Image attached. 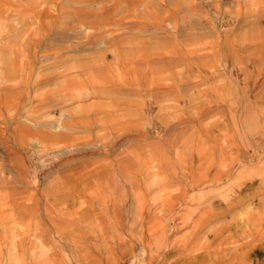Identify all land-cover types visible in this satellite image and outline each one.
I'll list each match as a JSON object with an SVG mask.
<instances>
[{
	"label": "rangeland",
	"instance_id": "rangeland-1",
	"mask_svg": "<svg viewBox=\"0 0 264 264\" xmlns=\"http://www.w3.org/2000/svg\"><path fill=\"white\" fill-rule=\"evenodd\" d=\"M34 1H35V3H34L35 5L32 4ZM92 1H94V2L92 3ZM102 1L103 2H101L100 0H96V1L95 0H0V67H1L0 71L2 72V73H0V130H2V129L4 130V133L0 132V143H1L0 144V160H1L0 161V168H1L0 169V176L2 175L1 172L2 173L4 172L2 177H0V179H1V181H0V184H1L0 185V202H2L1 201V198H2L1 195L4 194V193H2L4 191H1V190L5 188L4 189V190H6L5 194H7V192H8L7 191L8 187L4 185L5 182H11L12 181L11 183H13V186L14 185L19 186V187L26 186V188H27L26 189L24 187L25 191L22 192L21 194H19L20 196L22 195L21 197L19 195H17L16 196L17 198L16 197L15 198L16 199L19 198V200L21 199L22 204H25V205L31 204L32 205V201H30V198H33L31 196V193L33 192L31 190L33 188L32 189L29 188L30 184H28L27 181L25 182L24 185L18 184L16 182V178H15L16 173H14V170H13L14 167H18L21 164H24L28 169V173H29L28 182H30V183H32V178L36 174V171H38V170L40 171L38 189L41 192L39 193L40 198L39 197L38 198L40 200L44 198L43 200H41V201H43V203L46 202V199L48 197L51 198L52 202H55V199H56L55 209L57 208L56 210H58L59 212L62 210V208H63V210H65L64 206L62 204H60L59 198H56V196L55 197L53 196V192L61 190L63 188V185H64L61 183L62 180L60 179L61 178L60 173L59 174L56 173V171L60 172V170H61V169L59 170L60 164L50 165L52 163V161L50 162V160H48V161L42 163V165L44 164L47 166L46 168H50V169H44V171H43V169L39 168V165L41 163L39 164V161L37 159L38 153L39 152H41V153L45 152L44 151L45 149H43V146L41 145V143H39L40 134L60 132L61 129L59 127V124L61 123L60 125H62L63 123H66V122L72 120V118L75 116L78 117L79 120H80V118L81 119L84 118L86 120L90 119L92 125L89 124L87 126H83V124L79 123L78 124L79 128L76 127L77 130L78 129L82 130L84 128L83 129L84 131L82 130L83 132L81 130L77 131L76 129L71 132V133L74 132L72 134L73 137L67 142V146L68 147L72 146V148L76 149V153L74 155L78 156V157H80V156L82 157V156H89V155L91 156L94 153L95 156L94 155L91 156V157H93V159H91L90 157H87V159L88 158L91 159V160L88 159V162H90L91 164H94L95 167L98 166V163L99 164L105 163L107 169H109V172H111V173H113V171L115 172L116 170H118V166H119L118 163L119 162L120 163L123 162L122 166H123V169H125V171L129 169L128 171H126V174L121 177V179H120L121 181L118 180V178H120V177H117L116 175H112V177L114 178V180L116 179V182H118V184L120 185L121 195L122 196L124 195L123 200L125 199L123 201V203L125 202L124 204L126 207L125 208V215H127L128 217L131 216V219L133 218L134 221H136L135 222V225H136L135 231L137 229V231H136L137 233L135 232V237H133V236H131V234H133V233L128 232L129 230L125 231V233H124L125 234L124 235L125 242L123 244L124 245L127 244V245H125V248L128 246L129 249L131 248L130 249L131 252L127 251V252H124V254H123L119 251L118 255H116V257H114V259H112V260H115L114 261L115 263L113 262L114 264H116V262H117V264H128V263L129 264H198V263L199 264H264V170H263V168H264V157L262 156V155H264V126H263V124H264V122H263V120H264V118H263V116H264V113H263L264 112V101H263L264 100V94H263L264 93V79H263L264 78V74H263L264 73V65H262L264 63V58H263V60H262V58L260 60H258V58H260L262 55L264 56V54H263L264 53V47H263L264 46V38H263L264 37V34H263L264 33V31H263L264 30V2H263V0H261V1L255 0L257 2V6H256V3H254V4L252 3L254 0L253 1L250 0L251 4H250V9H248L249 12H248V14H246L247 12H246V10H244L245 15L242 17L243 19L241 18L242 20L241 19L239 20L241 25H239L240 23H238L239 28H241V29L238 28V30L235 33L236 35H235L234 39L238 45H241L243 43H247L243 39L248 40V41L253 40V42L250 41V43H249L250 44V53L245 54V59H247V60L249 59L248 61H250V62L255 61L254 62L255 63L254 68L250 69V67H249L250 71H248V68H247V71L244 69V71L242 70V72H240V74H239L240 80L239 79L236 80V83H241V84H237L236 85L237 87H234V86L230 87V84L225 85L226 84L225 81H224V83L222 82L224 80L223 74H225V72H226L225 67H222V66H224V63L223 62H222L223 64L221 63V61L224 60L222 58L223 56L221 55L222 57L219 59L218 56L220 55V53H217L218 56H216V52H217L216 47L212 46V48L210 47V50H209V46H210L209 44L203 45L204 49H203L202 53H204L206 55L207 54L214 55V57L216 56L215 57L216 61L213 63L212 69L203 70L200 78H198L199 74L197 73L196 69L190 70V69L186 68V70L185 69L184 70L187 74L186 73L183 74L180 69H183L184 67H182V68L177 67L178 69L180 68L179 70L175 68V69L170 70V72L167 71L169 73V75L166 74L167 73L166 71H165L166 72L165 73L164 71H161L160 69H158L157 71H154L153 69L155 68V66L152 70H150V68L145 64V61H146L145 56H146V54H148V55L153 54V51L155 50L154 47L150 46V45L154 46L153 45L154 44L153 38L155 37V34H154L155 31H154L153 25L150 23L151 22L150 21L151 16H150V13L147 12V8L150 7V4L152 6L154 1L153 0H145L140 4H139V0H115V1L114 0H102ZM107 1H108V3H107ZM146 1L149 3H147ZM175 1L177 2V0H175ZM186 1H187V3H185ZM215 1H217L216 3L220 4V6L222 3V6H221L222 11L220 10L222 15L224 13H226L223 16H221L222 24L228 25V24L232 23L234 18L230 16V12L235 13V12H237V9H238L237 4L234 2V0H223V2H222V0H214V2L213 1H210V2L206 1V2H203V4H202V2L199 3V1H198V3L200 4V6H199L200 9H198V10L203 12V14H206L207 8L209 10V7H210L209 3L210 4L215 3ZM123 2H126V3H123ZM136 2H138L139 5L136 4ZM193 2H197V1L181 0L182 4L184 3V5H186L189 3L188 4L189 6L188 7H187V5L184 6L186 8L183 11L184 12L183 18L185 19V21L182 22V24L179 26V30H181V31H179L180 35H182L186 30H188L189 27H192V26H194V24L199 22V20H198L200 18L199 15L188 10V8L190 7L191 4H193ZM41 3H43V5ZM133 3H134V5H133ZM37 4H38V7H37ZM207 4L209 5V7H207L208 6ZM251 5H252V7H251ZM127 6H128V8H127ZM142 6H144V7L146 6V7L143 8ZM133 7H135V12L132 10ZM203 7H204V9H203ZM223 7H224V9L227 8V10L226 9L224 10ZM118 8H119V10H118ZM138 8H139V10H138ZM255 8H256V10H255ZM38 9L41 11H39ZM116 10H118V11L116 12ZM42 11H44V12L42 13ZM128 11H129V13H127ZM108 12L112 13V17L110 18V21H109L110 23L106 22V21H105L106 22L105 23L103 21L104 16H106ZM131 12H132V14H131ZM49 14H51L52 16L51 15L49 16ZM95 14H97V15H95ZM98 14L100 16L103 14L101 16L102 19L100 18V16ZM133 14H135V15H133ZM147 14L149 16H147ZM40 15H42V16H40ZM228 15H229V17H228ZM123 16H125V17H123ZM247 16L248 17L250 16L251 18L248 19ZM195 17H196V19H195ZM191 18H194V19L192 20ZM229 18H231V19H229ZM100 19H101V21H100ZM116 19H117V21H114ZM96 20H98V21H96ZM129 20H131V21H129ZM135 20H138V21H135ZM229 20H230V22H228ZM145 21H147V22H145ZM190 21H192L191 24H189ZM120 22H122L121 25H120ZM134 22L137 24H135ZM242 22H244L245 24L243 23V25H242ZM93 23H94V25H92ZM104 24L107 26H105ZM144 24H145V26H144ZM100 25L101 26L104 25L105 27H101ZM115 25L116 26L118 25V26L115 27ZM148 26H149V29H148ZM150 27L151 28L153 27V28L151 29ZM175 27H176V25H173V28H175ZM256 27H258L259 31H263V32L258 33L257 30H255V29H257ZM259 28H261V29H259ZM140 29H141V32H140ZM148 30H151V31H148ZM142 31L145 32V34ZM255 31H256V33H258V35L255 34ZM151 33H153L154 37L152 36ZM252 33H254L256 37ZM136 34H140L141 36H145V37H141L140 35H138L139 37L135 36ZM260 34H262V35H260ZM260 36L262 38L257 39ZM148 37H149V39H148ZM243 37H245V38H243ZM246 37H248V39ZM254 37L256 38V40ZM145 38H147V39L145 40ZM132 39H135L137 41L135 42V40L133 41ZM120 41H121V43H120ZM132 41L134 44L132 43ZM35 42H37V43H35ZM21 43H22V45H21ZM115 43H116V45H115ZM137 43H138V47H136ZM37 44L38 45L40 44L39 45L40 47ZM262 44H263V46H262ZM140 45H141V47H140ZM146 45H148V46L146 47ZM114 46H116V47H114ZM261 46L263 49H261ZM35 47L38 50H35ZM17 48H19V49H17ZM148 48H149V50H148ZM192 49L194 50L196 48L192 47ZM211 49H213L212 50L213 52H211ZM116 51H118V52H116ZM141 51H142V53H141ZM251 53L252 54L254 53V54H253V56L250 57ZM116 55H119L120 58H115ZM256 55H257V57H256ZM254 56L256 57V59L253 60L252 57H254ZM127 57H128V59L129 58L130 59L132 58V59L128 60ZM144 58H145V60H144ZM25 59H26V61H25ZM27 59H28V61L29 60L30 61L28 62ZM221 59H223V60H221ZM216 62H218V63H216ZM258 62L261 65V68H260V65L257 66ZM20 63L24 66H22ZM126 63H128V66ZM31 66H33V67H31ZM219 67H220V69H219ZM19 68H21V69H19ZM159 68H161V67H159ZM258 68H259V70H258ZM222 69H224V70H222ZM159 70L163 74L160 73ZM194 70L196 71L197 74L195 73ZM260 70L262 71V73L259 72ZM64 71H65V73H64ZM149 71H150V73H149ZM171 71L172 72L174 71V72L172 73ZM177 71L179 73H182L181 74V75H183V77L181 76L182 78L179 77L180 74H178ZM60 72H61V74H60ZM257 72H259V74ZM154 73L157 76V80H156V78H154V77H156L154 75ZM248 73H250V74L248 75ZM137 74H139V75H137ZM148 74H149V76H148ZM175 74H178L179 78H177V75H175ZM252 74H256V75H252ZM260 74H262V75L260 76ZM8 75H10V76H8ZM141 75H142V78H141ZM152 75H154V76H152ZM167 75H168V77H166V79H168V80L165 79V76H167ZM174 75L176 77H173ZM186 75L189 76L190 78L191 77L192 78L190 79ZM209 75H210V77H209ZM257 75L259 76V78ZM170 76L173 79H171ZM248 76H250L251 78H248ZM151 77L156 80L155 81L156 83H158L156 85L159 86V84H160V86H163L164 88H166L168 81L170 84H171L170 81H172V85L174 84L173 87H175V88H173V87L171 88L170 84H168V85H170L168 87H169V89L171 88L172 90H174L173 92H175V94H176L175 90H177L179 92L178 88L179 89L184 88V90L188 92L187 94L184 95L185 99H182V95H181V97H179L180 96L179 95L177 97V99H179V100H177V102H175V100H174L175 98L174 99L171 98V97H173L172 96L173 93L168 95V96H166L165 94H161V93H159V96H158V93H155L156 94V95H154L155 99L150 100V97H149L150 95L144 96L142 91H140V86H142V84L145 83L146 78H148V80H149V79H151ZM208 77L210 80L209 79L207 80ZM218 77L223 78V80H220V78H218ZM90 78L92 81L89 80ZM201 78H203V79H201ZM215 78H217L218 80L216 81ZM11 79H13V80H11ZM135 79L139 80V82ZM192 79H194L195 82ZM204 79H205V81H204ZM64 80L66 81V83L68 85L65 83ZM162 80H164V82ZM173 80L176 81L179 86ZM140 81H141V83H140ZM184 81L186 84H184ZM211 81L213 82L214 86L211 83ZM26 82H28V83H26ZM190 82L193 83L192 86H191L192 83H190ZM161 83H162V85H161ZM215 83L216 84L219 83V85H218L219 88L216 86ZM261 83L263 84V87H262ZM6 84H7V86H6ZM28 84H29V86L27 87ZM182 84L184 87L181 86ZM3 85H4L5 89L2 88ZM70 85L77 88V92H79L78 90H80V89L84 90V88L85 89L89 88L92 91L94 96L91 95V97L85 101H81V100L79 101L78 99H76V101L74 103L73 102L69 103V102H67L68 101L67 91H68V86H70ZM97 85H99V86H97ZM108 85H109V87H108ZM195 85H197V86H195ZM188 86H190V87H188ZM205 86L207 88L208 87L211 88V90H209V88H208V90H206ZM216 87L218 88L219 91L217 90L214 92V90L217 89ZM229 87L231 89L227 90V88H229ZM6 88H9V89H6ZM26 88H27V90H26ZM203 88H205V89H203ZM62 89H64V90L62 91ZM23 90L24 91L26 90V92H24ZM157 91H159V90H157ZM190 91H191V93H193V97H194V99H192L193 101H189V100H191L190 96H192L191 93H190V96H188ZM210 91H211V93L212 92H214V93L210 94ZM202 92H204V93H202ZM55 93H57V94H55ZM128 93L131 97L129 95L127 96ZM6 94H7V96H6ZM97 94L99 95V97L96 96ZM200 94H201V96H200ZM19 96H20V98H19ZM199 96H200V98H199ZM100 97H102L104 99H102ZM145 97H147L148 99ZM186 97L187 98L190 97V98L186 99ZM98 98H100V99H98ZM169 98H170V100H169ZM197 98H198V100H197ZM151 99H152V97H151ZM229 99H230V101H229ZM251 99H253V100H251ZM92 100H94V101H92ZM148 100L151 103H149ZM171 100H174V102ZM200 100H202L203 102L201 101L202 102L201 103ZM178 101H180V103H178ZM232 101H234V102H232ZM95 102H98V103H95ZM198 102H200V104H198ZM16 103H18V104H16ZM148 103L149 104L153 103L157 108L155 110V114L156 113L157 114L154 115L153 117H149V116H147L148 114H145L146 112L144 111V109L146 110V106H148L147 105ZM176 103L179 105H175ZM188 103H189V107H188ZM230 103H234L235 105L233 107H230L229 106ZM97 104H98V106H97ZM195 104H198L197 106L202 104L201 105L202 108L200 106L197 107ZM11 105H13V106H11ZM194 105L197 108L194 107ZM7 106H9V107H7ZM10 106L15 109L14 112H13V109L10 108ZM177 106H178V110H177ZM192 106L197 111L196 110L194 111V109H192L193 108ZM205 106L206 107L208 106V108L210 109L211 112L207 116H204V120L202 122L203 124H200L199 121H197V124H196L197 129H196V127H192V124H190L191 127H190V125H186V123L189 124L188 122L191 121L192 117H194L195 115H199L200 110L205 109ZM211 106H213L212 110H211V108H212ZM223 106H225L224 107L225 109H223ZM259 106L260 107L262 106L263 109L260 108ZM180 107L182 109H179ZM104 108H106V109H104ZM219 108H221V109H219ZM185 109L187 112L189 111L190 113L188 112L189 113L188 114L185 111ZM75 111H76V114H75ZM182 111L186 112V113L182 114ZM193 112H195V113H193ZM222 112L223 113L225 112L224 114H226V115H224V114L222 115ZM139 113L141 114L140 116H139ZM261 113H263V114H261ZM12 114H13V117H12ZM69 114H71L72 117H70ZM137 115H138V117H136ZM182 115L185 118V120H183ZM64 116H66V117H64ZM231 116L237 117L239 119L238 127H237V130L235 131V137L232 136L233 129L231 127L232 126V122L230 120ZM10 118H11V120H10ZM1 119H3V120H1ZM61 120H62V122H61ZM65 120H67V121H65ZM180 120H182V121H180ZM144 121H145V124L147 123L146 125L144 124ZM169 121H171V122H169ZM179 121H180V123H179ZM171 123L172 124L175 123V124L170 125ZM217 123H219V124H217ZM212 124L213 125L215 124V126H212ZM127 125H129V126H127ZM142 125L147 126L148 129L145 128V126L142 127ZM175 125H177V126H175ZM184 125H186L185 127L187 130L184 129V131H183L182 129L185 128ZM96 126L98 127V130H97ZM106 126H108V127H106ZM203 126L206 127V129L203 128ZM152 127H155L156 130H158L160 133H156V134L151 133L149 130ZM181 127H182V129H181L182 132L180 131ZM219 129H220V131H219ZM6 130H7V132H6ZM203 130H205L204 132H206L207 134L204 133ZM95 131H96V133H95ZM99 131L101 133L104 132L105 134L102 133L103 134L102 135ZM118 131L121 132L122 134L120 133V135H119ZM142 131H147V133H145V134L139 133ZM175 131L178 132V134ZM188 131H189V133H188ZM194 131H195V133H194ZM127 132L129 133V135ZM208 132H210V134H212V135L208 134ZM93 133H95L96 136H94ZM123 133H125V134L123 135ZM138 133L142 134V135H139ZM99 134H100V136H99ZM184 134H186V135H184ZM199 134H201V138H200ZM206 135H207V138H206ZM9 136H11V137L9 138ZM104 136H106V137H104ZM115 136L117 139L115 138ZM122 136L126 137L128 140ZM140 136L141 137L145 136V138H140ZM24 137H25V139H24ZM27 137L29 139L26 140ZM91 137H92V139H91ZM94 137H95V139H93ZM103 137H104V139H103ZM111 138H113V139H111ZM120 138H122V139H120ZM22 139H24V140H22ZM177 139L180 140L182 143H180ZM72 140H73V142H72ZM85 140H87V141H85ZM91 140H92V142H91ZM94 140H97V143H99L98 146H97L96 141H94ZM99 140H101V141H99ZM122 140H124V141L122 142ZM135 140H137V141H135ZM138 140H139V142H138ZM199 140H201V142L202 141L203 142L201 143ZM23 141H24V143H23ZM74 141H76V142H74ZM79 141H82L84 144L82 143V144L77 145V142L81 143ZM116 141H118V142H116ZM104 142H105V144H104ZM121 142H122V144H120ZM185 142H187V143H185ZM88 143H89V146L90 145L92 146V143H93L97 147H95L93 145L92 148L91 147L89 148ZM219 143L222 146V148H221V146H217V145H219ZM85 144H87L86 147H85ZM230 144H231V146H230ZM9 146L11 148H12V146H14L15 148L13 147L12 149H10ZM77 146H79V147H77ZM223 146H224V148H223ZM93 147L95 148V150ZM190 147H192V148L189 150ZM40 148L43 150H41ZM81 148H84L83 151ZM116 148H118V149H116ZM173 148L175 151L172 150ZM225 148L227 150H225ZM4 149H6V150H4ZM86 149L90 152L86 151ZM91 149H93V150H91ZM98 149H99V151H98ZM130 149H133V150L130 151ZM221 149H223V150H221ZM116 150H119V151H116ZM128 150L132 154H130ZM79 151H80V154H79ZM100 151H101V153H99ZM231 151H234V153ZM13 152L14 153L16 152L17 154L20 155V159H14L13 160L14 161L13 164L15 163L14 165L6 157L7 155L8 156L13 155L14 154ZM33 152L35 153V156L33 155ZM115 152H117V153L114 155ZM121 153L122 154L124 153V155H122ZM137 153L142 154L143 156L139 155ZM213 153H214V155H213ZM223 153L225 154V156L223 155L224 157H221L222 156L221 154H223ZM45 155H46V153H45ZM117 155H119L120 158ZM132 155H133V157H132ZM136 155L143 164L139 160H137L138 158H135ZM191 155H192V157H191ZM231 155L232 156L236 155L237 156V157L235 156L236 159L234 157H232ZM162 156H163V158H162ZM183 156H185L184 158H186V159L188 158V160L182 158ZM188 156H190V157H188ZM112 157L114 160H112ZM145 157H146V159H145ZM200 157L202 158V160ZM205 157H209V158H207V160H206ZM211 157H214V158H211ZM118 158H119V160L115 161V159L117 160ZM164 158H166L168 160H166ZM178 158H180V159H178ZM87 159L85 161H87ZM107 159L110 162H107L108 161ZM134 159L137 161H135ZM220 159H222L224 163H221L222 160H220ZM19 160L22 162H20ZM203 160H205L204 163H203ZM218 160L220 163L218 162ZM234 160H235V162H234ZM133 161H135L136 163L139 161V163H138L139 166L137 164H135V162H133ZM187 161H190V162H187ZM82 162H80V163H82ZM150 163H152L153 165ZM191 163H192V165H191ZM262 163H263V165H262ZM16 164H18V165L15 166ZM96 164H97V166H96ZM181 165H182V167L184 165H186V166H184L182 168ZM127 166H129V167H127ZM136 166L138 167L137 170L136 169L133 170L134 168H136ZM141 166L144 167L143 169L147 172H145L141 168ZM261 166H263V167H261ZM145 167H147V168H145ZM220 167L221 168L224 167V168H222L223 170ZM4 168H5V170H4ZM150 168H154L155 170L150 169ZM146 169H149L150 172ZM227 169H228V171H227ZM209 170H211V171H209ZM237 170H239V171H237ZM131 171L134 173V174L132 173L133 175L131 174ZM155 171L158 173H156ZM151 172L153 173V175L151 174ZM241 172L243 175L241 174ZM127 173H129V174H127ZM148 173H149V175H148ZM226 173H228V174H226ZM246 174H247V176L248 175L250 176V177H248V179H245L247 177V176H245ZM218 175L219 176L222 175V177L221 176L219 177ZM234 175H236V177ZM146 176L148 178L151 177V179L148 181V178H146ZM168 176H170L171 178H167ZM216 176H217V178H216ZM237 176L238 177L240 176L238 178V180H237ZM55 178H56V184L58 186L54 185L55 181H53V180H55ZM86 179H87V181H85V183L88 184L89 188L87 187V191H85V192H89V191L90 192L88 194L85 193L84 195H82L83 198L81 197L79 199V201H80L79 210L80 209L81 210L80 211L77 210V212L84 211L85 208L87 209V205L85 203L86 199L89 202L94 201L95 204L96 203H103L104 199H106L108 201L109 200L113 201L114 197L113 198L111 197L112 194L110 195L111 192L109 190V187L107 188V190H108L107 194L108 195H104L101 191V187L105 182V181L103 182V179L100 178L101 179V180L99 179L100 181L98 179L91 178V177H87ZM94 179L97 183L94 182ZM139 180H141L142 182L140 181L141 182L140 183ZM154 180H155V182H154ZM213 180H215V181L219 180V182L218 181L213 182ZM167 181H169V182L166 184V187H164V185ZM228 181H229V183H228ZM196 182H197V184H196ZM232 182L234 184H231ZM106 183L108 184V185L106 184V187L109 186V182L107 181ZM151 183L153 185H151ZM218 183L219 184L221 183V184L219 185ZM50 184L52 186H55V187L53 188ZM155 184H156V186H155ZM180 184H181V186H180ZM210 184H213V186H215V187L211 186ZM216 184L218 186H216ZM49 185L51 187H49ZM98 185H100V186H98ZM121 185H123L124 187ZM183 185H184V187H183ZM95 186H96V188L94 189ZM150 186H151V188L153 187L151 190H150ZM160 186H163V188H165V189H163ZM229 186H230V188H229ZM122 187L124 188L123 191H122ZM139 187L142 190V192H141V190H139ZM47 188L48 189L50 188L49 190L51 192H49V190ZM160 188H161V192L163 194L160 193ZM166 188L169 189V191H171V193L169 191L167 193ZM133 189H135L136 191L139 190L140 193L139 192L136 193ZM143 189H145V190H143ZM28 190H30V193H28ZM213 191H214V193H213ZM42 192H43V194H42ZM118 192H120L119 189H118ZM124 192L127 195L126 197H125ZM145 192H146V194H145ZM147 192H148V194H147ZM185 192H187V193H185ZM192 192H193V194H192ZM23 193H25V194H23ZM98 194H100V195H98ZM135 194L136 195L139 194V196H136ZM93 195H95V196H93ZM192 195H194L193 198H195V199H192ZM24 196L25 197L27 196V197L25 198ZM84 196H86V197H84ZM90 196H92V198ZM186 196H187V198L185 199ZM214 196H216V197H214ZM103 197H104V199H103ZM198 197H202V198H198ZM15 198L13 197L14 200H15ZM133 198H134V200H133ZM94 199H96V200H94ZM138 199H141V202H143V201H146V202H143V203L140 202L139 203V201H137L138 202L137 203L136 200H138ZM176 199L178 202L176 201ZM200 199H202L203 201H201ZM192 200H194L195 202ZM88 201H86V202H88ZM183 201H184V203H183ZM83 202L85 203L86 206L82 205ZM172 202H173V204H172ZM180 202L182 203V205H180L181 204ZM192 202H194V204ZM161 204L163 205L162 207H161ZM57 205H58V207H57ZM143 205L146 206L143 208L146 209L148 207V209H146L144 211H142V209H141V211H140V207H142ZM157 205H158V207H157ZM110 206H111L110 207V211H111L110 213L113 215L114 214L113 212L115 211V209L113 208L112 205H110ZM165 207H167V208H165ZM185 207H187V209H185ZM6 208H8V209H6ZM169 208H170V210H169ZM193 208H195V209H193ZM197 208L199 211H197ZM207 208H208V211H207ZM135 209H136V211H133ZM163 209H164V211H163ZM205 209H206V211H204ZM149 210H151V211H149ZM0 211L1 212L3 211L2 213L0 212V215H2V217H4L3 221L5 222L4 224H3V222L0 223V264H9V263L10 264H20V261L22 264V262L24 263V261L26 259H27L26 263H29L31 261L34 262L33 259L35 257L36 252H38L36 257H39L41 255V253L43 255L42 257H45L46 252L48 250L49 251L47 252V255L51 254L50 250L53 249L54 246H52L50 244L49 245L45 244L42 247L38 246L40 244H38V245L34 244V246L35 245L38 246V247L37 246L35 247L36 249H34V246L33 247L24 246L22 244V242H20V240H19L20 238L17 236H20L23 232L28 230V225H27L28 223L27 222L20 223V221H16L15 217L12 216L13 212H12L11 206L2 207L0 205ZM150 212H151V216H150ZM139 215H140V217H139ZM156 216H158V217H156ZM139 218H140V220H139ZM8 220H10V221H8ZM13 220H15L16 222L14 223ZM127 220L130 221V219H128V218H127ZM152 221H155V223ZM142 223H144V224L146 223L145 225H147V226L145 227L144 224H142ZM150 223H152L151 224L152 226H150ZM5 224L6 225L8 224V225L6 226ZM153 224H155L156 227H154ZM20 225L23 228H21ZM15 226H17V227H15ZM18 226L20 228H18ZM150 227L152 228V230ZM7 228H9V229L11 228V229L9 230ZM146 228H148L149 231L150 230L151 231L149 232L148 229L145 230ZM143 231H145V233ZM142 233H144L145 235ZM151 233H153V236L151 235ZM157 233H158V235H157ZM5 237H6V239H5ZM136 238H138V239H136ZM141 238H143L144 240H141ZM127 239H129V240L131 239V240L127 241ZM146 239H147L148 243H145ZM165 240L167 242H165ZM16 241L18 242L17 245H16V243H17ZM139 241L141 243L143 241V243H144V244L142 243L143 246ZM13 243H15V244H13ZM12 245H13V247L11 248ZM118 245L121 246L120 244L117 243L116 246H118ZM163 245H165V246H163ZM23 246H24V248H23ZM135 247H136V249H135ZM170 247H171V249H169ZM182 247H184V248L182 249ZM46 249H48V250H46ZM54 249H55L54 250L55 252L57 249H59V250H57L59 252L58 253L59 254L58 261L59 262L58 261L54 262V264H84L82 262L83 260L78 261L76 259L77 255L76 254L74 255L73 252L71 254V251H69V250L63 251V250H61L62 248H60V247L59 248L54 247ZM155 249H157V250H155ZM43 250H45L44 251L45 254H44ZM184 250H186V252ZM3 251H4V253H3ZM10 251H12V252H10ZM147 251L151 255H149ZM182 251H184V252H182ZM188 252H189V254H188ZM94 253H97V251L94 250ZM190 253H191V255H190ZM15 254L17 256L19 255V257L17 258V256ZM131 254H133V256H132L133 258L130 256ZM152 255H153V257H152ZM21 257H22V259H25V260H23V261L20 260ZM62 258H63V260H62ZM121 259L123 262L121 261ZM28 260H30V261H28ZM124 260H126V261H124ZM148 260L152 261V263L149 262ZM8 261H9V263H8ZM133 262H135V263H133ZM87 264H98V263L94 259H91L90 262ZM105 264H107V263H105Z\"/></svg>",
	"mask_w": 264,
	"mask_h": 264
},
{
	"label": "bare ground",
	"instance_id": "bare-ground-1",
	"mask_svg": "<svg viewBox=\"0 0 264 264\" xmlns=\"http://www.w3.org/2000/svg\"><path fill=\"white\" fill-rule=\"evenodd\" d=\"M96 1V0H95ZM101 2H103L102 0H100ZM115 1V0H114ZM143 1H145V0H139V4L140 3H142ZM154 2H153V4H152V6H151V4H150V7H148L147 8V12H149L150 13V16H151V24L153 25V27H154V31H155V37L153 36V33H151L152 34V36L154 37L153 39H154V46H152V45H150L151 47H154V51H153V54H150V55H148V54H146V61H145V64L150 68V70H152L153 68H154V66H155V68L153 69L154 71H157L158 69H160L161 71H168V72H170V70H172V69H178L177 67H180V68H182V67H184L183 69H180L181 71H182V73L184 74V73H186L185 72V70H186V68L187 69H190V70H192V69H196L197 70V73L199 74V77L198 78H200L201 77V73L203 72V70H206V69H212L213 68V63L216 61V59H215V57L216 56H218V54L217 53H220V55L218 56V58L220 59L222 56V58L224 59H221V60H223V61H221V63L223 62L224 63V66H222V67H225V69H226V72H225V74H223L224 75V80H223V78H220V77H218V78H220V80H223L222 82L224 83V81H225V85H227V84H230V87H237L236 85L237 84H241V83H236V80H238L239 79V74H240V72H242V70L244 71V69L247 71V68H248V71H250V69L251 68H254V65H255V61L254 62H250V61H248L247 59H245V54H248V53H250V41H252L253 42V40H245V39H243L244 41H246L247 43H243V44H241V45H238L237 44V42L235 41V33H236V31L238 30V28H239V25H241V23L239 22V20L245 15V11L244 10H246V14H248V9H250V0H234V2L237 4V7H238V9H237V12H230V16L231 17H233L234 18V20L232 21V23H230V24H228V25H224V24H222V21H221V16H223L224 14H226V13H224L223 15H222V13H221V6H222V3H221V6H220V4H218V3H216L217 1H215V3H212V4H210L209 2L210 1H213L214 2V0H194V1H197V2H193V4H191L190 5V9L188 8V10H190V11H192V12H194V13H196V14H198L199 15V22L198 23H196V24H194V26H192V27H189L188 28V30H186L182 35H180V33H179V31H181V30H179V26L182 24V22H184L185 21V19L183 18V11H184V9H186L184 6H186L187 5V7L189 6L188 4H186V5H184V3L182 4L181 3V0H177V2L175 1V0H153ZM193 1V0H192ZM198 1H199V3H201L202 2V4H203V2H206V1H209L208 3H209V5H210V7H209V5L207 6V7H209V10H208V8H207V13L206 14H203V12H201L200 10H198V9H200L199 8V6H200V4L198 3ZM253 1V0H252ZM255 1V0H254ZM252 2L253 4L254 3H256V6H257V2L255 1V2ZM261 1V0H260ZM94 1H92V3H93ZM130 2V1H129ZM147 2V1H146ZM184 2V1H183ZM222 2H223V0H222ZM231 2V1H230ZM263 2H264V0H263ZM32 3V2H31ZM35 3V1L32 3V4H34ZM38 3V2H37ZM40 3V2H39ZM107 3H108V1H107ZM123 3H126V2H123ZM132 3V2H131ZM147 3H149V2H147ZM146 3V4H147ZM185 3H187V1L185 2ZM197 3V4H196ZM220 3V2H219ZM261 3V2H260ZM42 5H43V3H41ZM40 4V5H41ZM136 4H138V2H136ZM138 4V5H139ZM233 4V3H232ZM35 5V4H34ZM41 5V6H42ZM133 5H134V3H133ZM205 5V4H204ZM120 6V5H119ZM149 6V5H148ZM202 6V5H201ZM205 6V7H206ZM37 7H38V4H37ZM136 7V6H135ZM135 7H133V11L135 12ZM143 8H145L144 6H142ZM141 7V8H142ZM236 7V6H235ZM251 7H252V5H251ZM41 8V7H40ZM127 8H128V6H127ZM132 8V7H131ZM137 8V7H136ZM140 8V9H141ZM42 9V8H41ZM126 9V8H125ZM203 9H204V7H203ZM206 9V8H205ZM223 9H224V7H223ZM226 10H227V8H225ZM224 9V10H225ZM39 10V9H38ZM113 10V9H112ZM118 10H119V8H118ZM118 10H116V12L118 11ZM138 10H139V8H138ZM150 10V11H149ZM221 10V11H220ZM231 10V9H230ZM255 10H256V8H255ZM254 10V11H255ZM39 11H41V10H39ZM123 11V10H122ZM125 11V10H124ZM141 11V10H140ZM145 11V10H144ZM232 11V10H231ZM244 11V12H243ZM44 11H42V13H43ZM121 12V11H120ZM143 12V11H142ZM187 12V11H186ZM226 12V11H225ZM41 13V12H40ZM127 13H129V11L127 12ZM190 13V12H189ZM244 13V14H243ZM262 13V12H261ZM105 14V13H104ZM131 14H132V12H131ZM51 14H49V16H50ZM95 15H97V14H95ZM99 15V14H98ZM103 15V14H102ZM101 15V16H102ZM106 15V14H105ZM119 15V14H118ZM124 15V14H123ZM133 15H135V14H133ZM137 15V14H136ZM37 16V15H36ZM40 16H42V15H40ZM52 16V15H51ZM100 16V15H99ZM100 16V18L102 19V17ZM147 16H149L148 14H147ZM112 17V13L111 12H108L107 13V15L106 16H104V22L106 21V22H109L110 21V18ZM123 17H125V16H123ZM136 17V16H135ZM134 17V18H135ZM225 17V16H224ZM228 17H229V15H228ZM97 18V17H96ZM128 18V17H127ZM246 18V17H245ZM244 18V19H245ZM247 18L249 19V18H251L250 16L248 17L247 16ZM246 18V19H247ZM38 19V18H37ZM101 19H100V21H101ZM129 19V18H128ZM133 19V18H132ZM192 20L194 19V18H191ZM195 19H196V17H195ZM229 19H231V18H229ZM243 19V18H242ZM241 19V20H242ZM40 20V19H39ZM134 20V19H133ZM147 20V19H146ZM188 20V19H187ZM96 21H98V20H96ZM114 21H117V19L116 20H114ZM113 21V22H114ZM129 21H131V20H129ZM135 21H138V20H135ZM140 21V20H139ZM39 22V21H38ZM105 22V23H106ZM143 22V21H142ZM145 22H147V21H145ZM228 22H230V20L228 21ZM101 23V22H100ZM110 23V22H109ZM135 23V22H134ZM192 23V21H190V23L189 24H191ZM224 23V22H223ZM238 23H240L239 25H238ZM243 23L244 22H242V25H243ZM118 24V23H117ZM122 24V22H120V25ZM135 24H137V23H135ZM184 24V23H183ZM245 24V23H244ZM92 25H94V23L92 24ZM105 25V24H104ZM100 25L101 27H105V26H107V25ZM109 25V24H108ZM111 25V24H110ZM119 25V24H118ZM117 25V26H118ZM119 25V26H120ZM140 25V24H139ZM173 25H176V27L175 28H173ZM99 26V27H100ZM112 26V25H111ZM110 26V27H111ZM116 25H115V27H117ZM144 26H145V24H144ZM150 26V25H149ZM149 26H148V29H149ZM186 26V25H185ZM184 26V27H185ZM261 26V25H260ZM100 27V28H101ZM142 27V26H141ZM152 27V28H153ZM113 28V27H112ZM137 28V27H136ZM151 28V27H150ZM151 28V29H152ZM257 29H255V30H257V32L259 33V32H263V31H259L258 30V27H256ZM263 28V27H262ZM102 29V28H101ZM105 29V28H104ZM120 29V28H119ZM147 29V28H146ZM239 29H241V28H239ZM245 29V28H244ZM259 29H261V28H259ZM248 30V29H247ZM148 31H151V30H148ZM153 31V32H154ZM240 31V30H239ZM238 31V32H239ZM253 31V30H252ZM140 32H141V29H140ZM143 32V31H142ZM245 32V31H244ZM144 34H145V32H143ZM142 33V34H143ZM149 33V32H148ZM213 33V34H212ZM258 33H256V31H255V34H257L258 35ZM141 34V33H140ZM140 34H136L135 36H138V35H140ZM150 34V33H149ZM252 34H254V33H252ZM251 34V35H252ZM255 34H254V36H255ZM264 34V33H263ZM243 35V34H242ZM260 35H262V34H260ZM141 36V35H140ZM150 36V35H149ZM151 36V37H152ZM250 36V35H249ZM139 37V36H138ZM141 37H145V36H141ZM140 37V38H141ZM147 37V36H146ZM253 37V36H252ZM256 37V36H255ZM254 37V38H255ZM258 37V36H257ZM134 38V37H133ZM240 38V37H239ZM243 38H245V37H243ZM247 39H248V37H246ZM250 38V37H249ZM260 38H262L261 36L259 37V38H257V39H260ZM264 38V37H263ZM139 39V38H138ZM147 38H145V40H146ZM148 39H149V37H148ZM151 39V38H150ZM121 40V39H120ZM123 40V39H122ZM133 41L135 40V39H132ZM141 40V39H140ZM255 40H256V38H255ZM133 41H132V43H133ZM137 40H135V42H136ZM139 41V40H138ZM240 41V40H239ZM243 41V42H244ZM23 42V41H22ZM251 42V43H252ZM261 42V41H260ZM35 43H37V42H35ZM120 43H121V41H120ZM134 44V43H133ZM204 44H209L210 46H209V50H210V47L212 48V46H214V47H216V56L214 57V55H209V54H204V53H202V51H203V49H204V47H203V45ZM256 44V43H255ZM260 44V43H259ZM20 45V44H19ZM21 45H22V43H21ZM38 45V44H37ZM36 45V46H37ZM40 45V44H39ZM38 45V46H39ZM115 45H116V43H115ZM254 45V44H253ZM257 45V44H256ZM148 45H146V47H147ZM262 46H263V44H262ZM262 46H261V49H263L262 48ZM40 47V46H39ZM111 47V46H110ZM114 47H116V46H114ZM136 47H138V43H137V46ZM140 47H141V45H140ZM192 47L194 48H196V49H192ZM213 47V48H214ZM264 47V46H263ZM112 48V47H111ZM17 49H19V48H17ZM119 49V48H118ZM146 49V48H145ZM153 49V48H152ZM260 49V50H261ZM35 50H38V49H36V47H35ZM114 50V49H113ZM143 50V49H142ZM148 50H149V48H148ZM208 50V51H209ZM213 49H211V52H213L212 51ZM21 51V50H20ZM119 51V50H118ZM118 51H116V52H118ZM140 51V50H139ZM205 51V50H204ZM207 51V50H206ZM259 51V50H258ZM257 51V52H258ZM145 52V51H144ZM256 52V51H255ZM254 52V53H255ZM260 52V51H259ZM258 52V53H259ZM140 53V52H139ZM141 53H142V51H141ZM206 53V52H205ZM253 53V54H254ZM257 53V54H258ZM25 54V53H24ZM36 54V53H35ZM253 54L251 53V55H250V57L251 56H253ZM262 54V53H261ZM264 54V53H263ZM19 55V54H18ZM137 55V54H136ZM222 55V56H221ZM20 56V55H19ZM138 56V55H137ZM142 56V55H141ZM248 56V55H247ZM255 57V56H254ZM254 57H252L253 58V60L254 59H256V57H257V55H256V57L254 58ZM23 58V57H22ZM115 58H120V56L119 55H116L115 56ZM262 58V60H263V58H264V56L262 55L260 58H258V60H260ZM127 59H128V57H127ZM132 59V58H131ZM130 58L128 59V60H131ZM136 60V59H135ZM138 60V59H137ZM144 60H145V58H144ZM25 61H26V59H25ZM27 61H28V59H27ZM30 61V60H29ZM28 61V62H29ZM142 62V61H141ZM144 62V61H143ZM219 62V61H218ZM218 62H216V63H218ZM263 62V61H262ZM22 63V62H21ZM20 63V64H21ZM222 63V64H223ZM115 64V63H114ZM125 64V63H124ZM127 64V66H128V63H126ZM221 64V65H222ZM22 65V64H21ZM260 64H259V62H258V64H257V66H259ZM262 65H264V63L262 64ZM20 66V65H19ZM22 66H24V65H22ZM29 66V65H28ZM112 66V65H111ZM135 66V65H134ZM215 66V65H214ZM31 67H33V66H31ZM133 67V66H132ZM159 67H161V68H159ZM249 67H250V69H249ZM1 68V67H0ZM29 68V67H28ZM147 68V67H146ZM260 68H261V65H260ZM263 68V67H262ZM19 69H21V68H19ZM24 69V68H23ZM35 69V68H34ZM68 69V68H67ZM163 69V70H162ZM178 69V70H179ZM185 69V70H184ZM219 69H220V67H219ZM257 69V68H256ZM8 70V69H7ZM124 70V69H123ZM159 70V71H160ZM184 70V71H183ZM222 70H224V69H222ZM258 70H259V68H258ZM262 70V69H261ZM259 71V72H261L262 73V71ZM15 71V70H14ZM26 71V70H25ZM66 71V70H65ZM65 71H64V73H65ZM75 71V70H74ZM73 71V72H74ZM89 71V70H88ZM147 71V70H146ZM153 71V72H154ZM160 71V73H162ZM180 71V72H181ZM195 71V70H194ZM193 71V72H194ZM217 71V70H216ZM255 71V70H254ZM11 72V71H10ZM96 72V71H95ZM142 72V71H141ZM165 72V73H166ZM166 73V74H168L169 75V73ZM172 72V71H171ZM174 72V71H173ZM172 72V73H173ZM178 72V71H177ZM188 72V71H187ZM192 72V73H193ZM209 72V71H208ZM218 72V71H217ZM252 72V71H251ZM259 72H257L258 74H259ZM0 73H2L1 71H0ZM18 73V72H17ZM138 73V72H137ZM149 73H150V71H149ZM157 73V72H156ZM164 73V74H165ZM171 73V74H172ZM182 73H179L178 72V74H180V76L178 75V74H175V75H177V78H179V77H183V75H181ZM190 73V72H189ZM195 73H196V71H195ZM196 73V74H197ZM216 73V72H215ZM253 73V72H252ZM255 73V72H254ZM13 74V73H12ZM60 74H61V72H60ZM59 74V75H60ZM136 74V73H135ZM134 74V75H135ZM142 74V73H141ZM146 74V73H145ZM163 74V73H162ZM165 74V75H166ZM187 74V73H186ZM214 74V73H213ZM219 74V73H218ZM246 74V73H245ZM250 73H248V75H249ZM264 74V73H263ZM29 75V74H28ZM137 75H139V74H137ZM144 75V74H143ZM154 75L156 76V74L154 73ZM154 75H152V76H154ZM159 75V74H158ZM161 75V74H160ZM168 75L167 76H165V79H166V77H168ZM173 76V77H176V76ZM195 75V74H194ZM215 75V74H214ZM252 75H256V74H252ZM262 74H260V76H261ZM8 76H10V75H8ZM112 76V75H111ZM148 76H149V74H148ZM147 76V77H148ZM162 76V75H161ZM164 76V75H163ZM179 76V77H178ZM187 76V75H186ZM258 76V75H257ZM256 76V77H257ZM59 77V76H58ZM171 77V76H170ZM181 77V78H182ZM187 77H189V76H187ZM203 77V76H202ZM209 77H210V75H209ZM209 77L207 78V80L209 79ZM253 77V76H252ZM16 78V77H15ZM92 78V77H91ZM91 78L89 79V80H91ZM112 78V77H111ZM122 78V77H121ZM141 78H142V75H141ZM154 78H156V80H157V76L156 77H154ZM154 78H152L151 77V79H149L148 80V78H146V80H145V83H143L142 84V86H140V91H142V93L144 94V96H148V95H150L149 97H150V100H154L155 98H154V95H156L155 93H158V96H159V93H161V94H165L166 96H168V95H170V94H172L173 93V97H171L172 99H174L175 100V102H177V100H179V99H177V97L179 96V97H181V95H182V99H185L184 97V95L185 94H187L188 92L187 91H185L184 90V88H181V89H179L178 88V90H179V92L177 91V90H175L176 91V94H175V92H173L174 90H172L171 88L173 87V85H172V81H170L171 82V84L169 83V81H168V84H170V85H166V88H164L163 86H160V84H159V86L158 85H156V84H158V83H156L155 81V79ZM190 78V77H189ZM192 78V77H191ZM190 78V79H191ZM197 78V79H198ZM204 78V77H203ZM203 78H201V79H203ZM248 78H251L250 76H248ZM258 78H259V76H258ZM261 78V77H260ZM8 79V78H7ZM163 79V78H162ZM171 79H173L172 77H171ZM170 79V80H171ZM216 79V81L218 80L217 78H215ZM253 79V78H252ZM256 79V78H255ZM264 79V78H263ZM3 80V79H2ZM5 80V79H4ZM11 80H13V79H11ZM67 80V79H66ZM111 80V79H110ZM120 80V79H119ZM129 80V79H128ZM135 80H137V79H135ZM166 80H168V79H166ZM186 80V79H185ZM193 81H194V79H192ZM196 80V79H195ZM206 80V81H207ZM210 80V79H209ZM212 80V79H211ZM240 80V79H239ZM24 81V80H23ZM65 81V80H64ZM70 81V80H69ZM92 81V80H91ZM108 81V80H107ZM138 82H139V80H137ZM163 82H164V80H162ZM174 81V80H173ZM178 81V80H177ZM204 81H205V79H204ZM213 81V80H212ZM211 81V83L213 84V82ZM4 82V81H3ZM12 82V81H11ZM16 82V81H15ZM14 82V83H15ZM57 82V81H56ZM134 82V81H133ZM159 82V81H158ZM162 82V83H163ZM174 82H176V81H174ZM181 82V81H180ZM188 82V81H187ZM195 82V81H194ZM241 82V81H240ZM26 83H28V82H26ZM65 83H66V81H65ZM71 83V82H70ZM89 83V82H88ZM115 83V82H114ZM137 83V82H136ZM140 83H141V81H140ZM162 83H161V85H162ZM190 83H192V82H190ZM201 83V82H200ZM254 83V82H253ZM13 84V83H12ZM67 84V83H66ZM134 84V83H133ZM176 84H177V82H176ZM184 84H186L185 83V81H184ZM216 84V83H215ZM262 84V83H261ZM5 85V84H4ZM4 85H3V87L2 88H4ZM68 85V84H67ZM178 85V84H177ZM193 85V83L191 84V86ZM200 85V84H199ZM218 85H219V83L218 84H216V86L218 87ZM224 85V86H225ZM6 86H7V84H6ZM26 86V85H25ZM29 86V84L27 85V87ZM59 86V85H58ZM85 86V85H84ZM97 86H99V85H97ZM168 86H170L171 88L169 89V87ZM176 86V85H175ZM179 86V85H178ZM177 86V87H178ZM181 86H183V84L181 85ZM195 86H197V85H195ZM204 86V85H203ZM202 86V87H203ZM207 86V85H206ZM205 86V87H206ZM213 86H214V84H213ZM56 87V86H55ZM108 87H109V85H108ZM131 87V86H130ZM168 87V88H167ZM184 87V86H183ZM188 87H190V86H188ZM199 87V86H198ZM216 87V88H217ZM227 88V90L228 89H231V88ZM256 87V86H255ZM262 87H263V84H262ZM173 88H175V87H173ZM209 88V87H208ZM208 88L206 87V90H208ZM219 88V87H218ZM218 88L216 89V90H214V92L215 91H217L218 90ZM5 89V88H4ZM6 89H9V88H6ZM120 89V88H119ZM203 89H205V88H203ZM215 89V88H214ZM233 89V88H232ZM254 89V88H253ZM26 90H27V88H26ZM26 90L24 91V92H26ZM64 89H62V91H63ZM110 90V89H109ZM108 90V91H109ZM114 90V89H113ZM157 90H159V91H157ZM205 90V91H206ZM209 90H211V88H209ZM225 90V89H224ZM9 91V90H8ZM22 91V92H23ZM79 92H77V88H75L74 86H72V85H70V86H68V91H67V94H68V101L67 102H75L76 101V99H78L79 101L81 100V101H85V100H88L90 97H91V95H93V93H92V91L89 89V88H84V90L83 89H80V90H78ZM101 91V90H100ZM203 91V90H202ZM204 91V92H205ZM213 91V90H212ZM219 91V90H218ZM233 91V90H232ZM3 92V91H2ZM134 92V91H133ZM204 92H202V93H204ZM214 92H212V93H214ZM10 93V92H9ZM16 93V92H15ZM18 93V92H17ZM49 93V92H48ZM178 93V94H177ZM190 93H191V91L189 92V95L188 96H190ZM201 93V94H202ZM211 93V91H210V94H212ZM228 93V92H227ZM46 94V93H45ZM55 94H57V93H55ZM137 94V93H136ZM139 94V93H138ZM141 94V93H140ZM201 94H200V96H201ZM218 94V93H217ZM264 94V93H263ZM16 95V94H15ZM129 95V93L127 94V96ZM177 95V96H176ZM191 95L192 96H190L189 98L191 99V100H189V101H193L192 99H194V97H193V93H191ZM203 95V94H202ZM208 95V94H207ZM234 95V94H233ZM6 96H7V94H6ZM94 96V95H93ZM96 96H98L99 97V95L97 94ZM130 96V95H129ZM136 96V95H135ZM176 96V97H175ZM195 96V95H194ZM200 96H199V98H200ZM211 96V95H210ZM213 96V95H212ZM5 97V96H4ZM14 97V96H13ZM131 97V96H130ZM151 97H152V99H151ZM193 97V98H192ZM197 97V96H196ZM218 97V96H217ZM19 98H20V96H19ZM18 98V99H19ZM55 98V97H54ZM100 98H102V97H100ZM100 98H98V99H100ZM143 98V97H142ZM145 98H147V97H145ZM189 98H187L186 97V99H189ZM219 98V97H218ZM58 99V98H57ZM102 99H104V98H102ZM106 99V98H105ZM148 99V98H147ZM181 99V100H182ZM216 99V98H215ZM146 100V99H145ZM169 100H170V98H169ZM174 100H171V101H173L174 102ZM196 100V99H195ZM197 100H198V98H197ZM203 100V99H202ZM202 100H200V102L202 101ZM214 100V99H213ZM217 100V99H216ZM219 100V99H218ZM251 100H253V99H251ZM9 101V100H8ZM18 101V100H17ZM92 101H94V100H92ZM149 101V100H148ZM147 101V102H148ZM158 101V100H157ZM183 101V100H182ZM181 101V102H182ZM229 101H230V99H229ZM264 101V100H263ZM155 102V101H154ZM153 102V103H154ZM200 102H198V104H200ZM203 102V101H202ZM201 102V103H202ZM232 102H234V101H232ZM10 103V102H9ZM15 103V102H14ZM60 103V102H59ZM95 103H98V102H95ZM94 103V104H95ZM149 103H151L150 101H149ZM147 104L148 106H146V110L144 109V111L146 112L145 114H148L147 116H149V117H153L154 115H156L155 114V110L157 109L156 108V106L152 103V104ZM178 103H180V101H178ZM183 103V102H182ZM219 103V102H218ZM259 103V102H258ZM257 103V104H258ZM262 103V102H261ZM11 104V103H10ZM9 104V105H10ZM16 104H18V103H16ZM146 104V103H145ZM156 104V103H155ZM164 104V103H163ZM166 104V103H165ZM186 104V103H185ZM198 104H195L196 106L198 105ZM223 104V103H222ZM101 105V104H100ZM175 105H179V104H175ZM194 105V107H196ZM202 105V104H201ZM201 105H199L200 107H201ZM206 105V104H205ZM219 105V104H218ZM235 104L234 103H230V107H233ZM11 106H13V105H11ZM10 106V108L11 109H13V112H14V108H12ZM97 106H98V104H97ZM174 106V105H173ZM184 106V105H183ZM186 106V105H185ZM199 106H197V107H199ZM214 106V105H213ZM213 106H211L212 108H211V110L213 109ZM263 106V105H262ZM260 107V108H262L263 109V107ZM7 107H9V106H7ZM75 107V106H74ZM100 107V106H99ZM98 107V108H99ZM142 107V106H141ZM164 107V106H163ZM188 107H189V103H188ZM193 107V106H192ZM194 107L192 108V109H194ZM196 107V108H197ZM210 107V106H209ZM225 106H223V109H225L224 108ZM229 107V108H230ZM9 108V109H10ZM133 108V107H132ZM166 108V107H165ZM186 108V107H185ZM202 108V107H201ZM207 108V109H206ZM218 108V107H217ZM71 109V108H70ZM104 109H106V108H104ZM179 109H182L181 107L179 108ZM187 109V108H186ZM186 109H185V111H186ZM219 109H221V108H219ZM227 109V108H226ZM177 110H178V106H177ZM196 109H194V111H195ZM244 110V109H243ZM252 110V109H251ZM250 110V111H251ZM77 111V110H76ZM76 111H75V114H76ZM135 111V110H134ZM191 111V110H190ZM197 111V110H196ZM222 111V110H221ZM7 112V111H6ZM65 112V111H64ZM71 112V111H70ZM88 112V111H87ZM187 112V111H186ZM186 112H183L182 111V114L184 113H186ZM189 112V111H188ZM187 112V113H188ZM211 111H210V109L208 108V106L206 107L205 106V109H201L200 110V112H199V115H195L194 117H192V119H191V121L190 122H188L189 124H187L186 123V125H190V124H192V127H196L197 125V121H199V123L200 124H203L202 122H203V120H204V116H207L209 113H210ZM8 113V112H7ZM66 113V112H65ZM97 113V112H96ZM134 113V112H133ZM143 113V112H142ZM190 113V112H189ZM188 113V114H189ZM193 113H195V112H193ZM198 113V112H197ZM225 113V112H224ZM223 112H222V115L224 114ZM260 113V112H259ZM264 113V112H263ZM263 113H261V114H263ZM2 114V113H1ZM9 114V113H8ZM88 114V113H87ZM218 114V113H217ZM67 115V114H66ZM70 115V117H72L71 116V114H69ZM78 115V114H77ZM95 115V114H94ZM99 115V114H98ZM141 114L139 113V116H140ZM187 115V114H186ZM221 115V116H222ZM224 115H226V114H224ZM11 116V115H10ZM79 116V115H78ZM92 116V115H91ZM185 116V115H184ZM214 116V115H213ZM12 117H13V114H12ZM64 117H66V116H64ZM136 117H138V115L136 116ZM158 117V116H157ZM87 118V117H86ZM182 118H183V120H185V118L183 117V115H182ZM187 118V117H186ZM263 118H264V116H263ZM8 119V118H7ZM136 119V118H135ZM150 119V118H149ZM153 119V118H152ZM157 119V118H156ZM161 119V118H160ZM1 120H3V119H1ZM10 120H11V118H10ZM63 120V119H62ZM62 120H61V122H62ZM231 122H232V129H233V134H232V136H234L235 137V131L237 130V127H238V123H239V119L237 118V117H234V116H231ZM65 121H67V120H65ZM154 121V120H153ZM180 121H182V120H180ZM180 121H179V123H180ZM189 121V120H188ZM97 122V121H96ZM138 122V121H137ZM169 122H171V121H169ZM229 122V121H228ZM227 122V123H228ZM263 122H264V120H263ZM6 123V122H5ZM9 123V122H8ZM83 124V126H87V125H89V124H91V121H90V119H88V120H86V119H84V118H80V120L78 119V117H73L72 118V120H70V121H68V122H66V123H63L62 125H60L59 124V127H60V129H61V131L60 132H56V133H43V134H40V141H39V143H41V145L43 146V149H45L44 151V153L42 152H39L38 153V156H37V159H38V161H39V168H41V169H43V171H44V169H50V168H46L47 166L46 165H42V163H44V162H46V161H48V160H50V162L52 161V163L50 164V165H54V164H60V168H59V170H60V172H57L56 171V173L57 174H59L60 173V179L62 180V184H64L63 185V188L61 189V190H59V191H54L53 192V196L55 197L56 196V198H59V202H60V204H62L63 206H64V208H65V210H63V208H62V210L59 212L58 210H56L55 209V207H56V199H55V202H52L51 201V198L50 197H48L47 199H46V202H44L43 203V201H41V200H43V199H39L40 197H39V193L41 192V191H39V189H38V187H39V177H40V171L38 170V171H36V174L33 176V178H32V183H30V182H28V178H29V173H28V169H27V167L24 165V164H21L20 166H18V167H14L13 168V170H14V173H16L15 174V178H16V182L18 183V184H20V185H24L25 184V182L27 181V183L28 184H30L29 185V188H33L31 191H33L32 193H31V196L33 197V198H30V201H32V205L30 204V205H25V204H22V201H21V199L19 200V198L18 199H16L17 197V195H19V194H21L22 192H24L25 191V188H26V186H23V187H19V186H13V183H11V182H5V186H7L8 188H7V194H5V192H6V190H4V189H2L1 191H4V192H2V193H4V194H2L1 196H2V198H1V201L2 202H0V205L2 206V207H4V206H11L12 207V212H13V217H15V219H16V221H20V223H22V222H27L28 224V230H26L25 232H23L20 236H17V237H19L18 239L20 240V242H22V244L24 245V246H27V247H33L34 246V244H40V245H38V246H40V247H42L43 245H45V244H50V245H52V246H54V247H56V248H62L61 250H69V251H71V254H72V252L74 253V255L76 254L77 255V257H76V259L78 260V261H82L84 264H87V263H89L90 262V260L91 259H94L98 264H105V263H107V264H112L115 260H112V259H114V257H116V255H118V252L120 251L121 253H123L124 254V252H131L130 251V249L128 248V246L125 248V245H127V244H123L124 242H125V240H124V233H125V231H128V232H131V233H133V234H131V236H133V237H135V232L137 231V229H136V231H135V222L136 221H134V219L132 218L131 219V216H127V215H125V202L123 203V201L125 200H123V196L121 195V188H120V185L118 184V182H116V179L114 180V178L112 177V175H116L117 177H120V178H118V180H120L121 179V177L122 176H124L125 174H126V171H128V170H126L125 171V169H123V166H122V163H118V170H116L115 172L113 171V173H111V172H109V169H107V167H106V165H105V163H102V164H99L98 163V166H97V164H96V166L97 167H95V165L94 164H91L90 162H88V159L89 160H91V159H93V157H91V156H95V154L93 153V155H89V156H80V157H78V156H75L74 154L76 153V149H74V148H72V146H70V147H68L67 146V142L73 137V133H71L72 131H74L75 129L77 130V128L76 127H78V124ZM102 123V122H101ZM100 123V124H101ZM116 123V122H115ZM132 123V122H131ZM134 123V122H133ZM105 124V123H104ZM139 124V123H138ZM144 124H145V121H144ZM147 124V123H146ZM145 124V125H146ZM166 124V123H165ZM173 124H175V123H173ZM172 123L170 124V125H173ZM216 124V123H215ZM215 124L213 125L212 124V126H215ZM217 124H219V123H217ZM226 124V123H225ZM92 125V124H91ZM113 125V124H112ZM145 125H142V127H144ZM149 125V124H148ZM186 125H184V127L186 126ZM210 125V124H209ZM228 125V124H227ZM81 126V125H80ZM94 126V125H93ZM102 126V125H101ZM127 126H129V125H127ZM175 126H177V125H175ZM174 126V127H175ZM180 126V125H179ZM178 126V127H179ZM226 126V125H225ZM263 126H264V124H263ZM106 127H108V126H106ZM105 127V128H106ZM116 127V126H115ZM173 127V128H174ZM183 127V126H182ZM182 127L180 128V131H181V129H182ZM190 127H191V125H190ZM202 127V126H201ZM228 127V126H227ZM235 129H234V128ZM8 128V127H7ZM79 128V127H78ZM96 128H97V130H98V127L96 126ZM102 128V127H101ZM100 128V129H101ZM113 128V127H112ZM145 128H147V126H145ZM188 128V127H187ZM203 128H205L206 129V127H204L203 126ZM202 128V129H203ZM225 128V127H224ZM229 128V127H228ZM84 129V128H83ZM82 129V130H83ZM91 129V128H90ZM95 129V128H94ZM99 129V130H100ZM148 129V128H147ZM184 129H186V127L185 128H183L182 130L184 131ZM189 129V128H188ZM195 129V128H194ZM196 129H197V127H196ZM195 129V130H196ZM222 129V128H221ZM227 129V128H226ZM3 130V129H2ZM2 130H0V132H3L4 133V130L2 131ZM81 129H78L77 131H80ZM81 130V131H82ZM187 130V129H186ZM190 130V129H189ZM209 130V129H208ZM76 131V132H77ZM84 131V130H83ZM82 131V132H83ZM151 133H160L158 130H156V128L155 127H152L150 130H149ZM205 130H203V132H204ZM207 131V130H206ZM211 131V130H210ZM219 131H220V129H219ZM6 132H7V130H6ZM86 132V131H85ZM100 132V131H99ZM114 132V131H113ZM119 132V131H118ZM149 132V133H150ZM176 132V131H175ZM182 132V131H181ZM201 132V131H200ZM199 132V133H200ZM88 133V132H87ZM92 133V132H91ZM95 133H96V131H95ZM95 133H93L94 134V136H96L95 135ZM101 133V132H100ZM102 133H104V132H102ZM101 133V134H102ZM117 133V132H116ZM115 133V134H116ZM120 133L121 132H119L118 134L120 135ZM128 133V132H127ZM139 133H147V131H142V132H139ZM138 133V134H139ZM177 134H178V132H176ZM180 133V132H179ZM188 133H189V131H188ZM194 133H195V131H194ZM198 133V132H197ZM204 133H206V132H204ZM228 133V132H227ZM2 134V133H1ZM11 134V133H10ZM20 134V133H19ZM22 134V133H21ZM86 134V133H85ZM89 134V133H88ZM105 134V133H104ZM114 134V135H115ZM122 134V133H121ZM125 133H123V135H124ZM143 134V135H144ZM207 134V133H206ZM208 134H210V132H208ZM216 134V133H215ZM229 134V133H228ZM227 134V135H228ZM31 135V134H30ZM82 135V134H81ZM80 135V136H81ZM103 135V134H102ZM112 135V134H111ZM128 135H129V133H128ZM133 135V134H132ZM135 135V134H134ZM137 135V134H136ZM139 135H142V134H139ZM184 135H186V134H184ZM200 135V138H201V134H199ZM210 135H212V134H210ZM209 135V136H210ZM23 136V135H22ZM29 136V135H28ZM99 136H100V134H99ZM229 136V135H228ZM11 136H9V138H10ZM34 137V136H33ZM37 137V136H36ZM39 137V136H38ZM93 137V136H92ZM92 137H91V139H92ZM104 137H106V136H104ZM104 137H103V139H104ZM122 137H124V136H122ZM135 137V136H134ZM182 137V136H181ZM186 137V136H185ZM211 137V136H210ZM213 137V136H212ZM260 137V136H259ZM109 138V137H108ZM115 138H116V136H115ZM124 138H126V137H124ZM140 138H145V136H143V137H141L140 136ZM198 138V137H197ZM205 138V137H204ZM206 138H207V135H206ZM215 138V137H214ZM24 139H25V137H24ZM24 139H22V140H24ZM27 139H29L28 137L26 138V140ZM93 139H95V137L93 138ZM110 139V138H109ZM111 139H113V138H111ZM117 139V138H116ZM120 139H122V138H120ZM127 139V138H126ZM130 139V138H129ZM184 139V138H183ZM209 139V138H208ZM76 140V139H75ZM119 140V139H118ZM128 140V139H127ZM131 140V139H130ZM140 140V139H139ZM139 140H138V142H139ZM146 140V139H145ZM178 140V139H177ZM190 140V139H189ZM228 140V139H227ZM231 140V139H230ZM234 140V139H233ZM16 141V140H15ZM85 141H87V140H85ZM94 141H96V143H97V140H94ZM99 141H101V140H99ZM124 140H122V142H123ZM135 141H137V140H135ZM168 141V140H167ZM180 143H182L180 140H178ZM200 142H201V140H199ZM207 141V140H206ZM212 141V140H211ZM232 141V140H231ZM3 142V141H2ZM10 142V141H9ZM37 142V141H36ZM72 142H73V140H72ZM74 142H76V141H74ZM79 142H81V143H78L77 142V145H79V144H82L83 142L82 141H79ZM89 142V141H88ZM91 142H92V140H91ZM116 142H118V141H116ZM120 142V141H119ZM122 142L120 143V144H122ZM199 142V143H200ZM203 142V141H202ZM201 142V143H202ZM227 142V141H226ZM234 142V141H233ZM232 142V143H233ZM23 143H24V141H23ZM70 143V142H69ZM95 143V142H94ZM95 143V144H96ZM147 143V142H146ZM179 143V144H180ZM185 143H187V142H185ZM184 143V144H185ZM196 143V142H195ZM200 143V144H201ZM205 143V142H204ZM1 144V143H0ZM14 144V143H13ZM84 144V143H83ZM95 144H93L92 143V146L94 145L95 147H97L98 146V144L99 143H97V146L95 145ZM104 144H105V142H104ZM169 144V143H168ZM173 144V143H172ZM177 144V143H176ZM215 144V143H214ZM5 145V144H4ZM39 145V144H38ZM119 145V144H118ZM143 145V144H142ZM149 145V144H148ZM147 145V146H148ZM178 145V144H177ZM216 145V144H215ZM87 146V144H85V147ZM88 146H89V143H88ZM92 146L90 145L89 146V148L91 147L92 148ZM101 146V145H100ZM99 146V147H100ZM104 146V145H103ZM107 146V145H106ZM174 146V145H173ZM186 146V145H185ZM194 146V145H193ZM217 146H221L220 145V143H219V145H217ZM216 146V147H217ZM230 146H231V144H230ZM8 147V146H7ZM10 147V146H9ZM14 146H12V148H13ZM41 147V146H40ZM75 147V146H74ZM77 147H79V146H77ZM83 147V146H82ZM98 147V148H99ZM109 147V146H108ZM119 147V146H118ZM180 147V146H179ZM233 147V146H232ZM231 147V148H232ZM11 147H10V149H12ZM15 148V147H14ZM88 148V147H87ZM94 148V147H93ZM110 148V147H109ZM115 148V147H114ZM113 148V149H114ZM188 148V147H187ZM192 147H190L189 148V150L191 149ZM194 148V147H193ZM212 148V147H211ZM220 148V147H219ZM221 148H222V146H221ZM223 148H224V146H223ZM41 149V148H40ZM43 149H41V150H43ZM82 149V151H83V149L84 148H81ZM100 149V148H99ZM99 149H98V151H99ZM112 149V148H111ZM116 149H118V148H116ZM195 149V148H194ZM4 150H6V149H4ZM14 150V149H13ZM38 150V149H37ZM79 150V149H78ZM91 150H93V149H91ZM94 150H95V148H94ZM131 150H133V149H130V151ZM137 150V149H136ZM172 150H174V148L172 149ZM213 150V149H212ZM217 150V149H216ZM215 150V151H216ZM221 150H223V149H221ZM225 150H227L226 148H225ZM263 150V149H262ZM40 151V150H39ZM86 151H88L87 149H86ZM114 151V150H113ZM116 151H119V150H116ZM129 151V150H128ZM129 151V153L130 154H132L131 152ZM138 151V150H137ZM175 151V150H174ZM178 151V150H177ZM192 151V150H191ZM219 151V150H218ZM230 151V150H229ZM228 151V152H229ZM78 152V151H77ZM88 152H90V151H88ZM87 152V153H88ZM110 152V151H109ZM121 152V151H120ZM134 152V151H133ZM209 152V151H208ZM231 152H233L234 153V151H231ZM237 152V151H236ZM6 153V152H5ZM14 153V152H13ZM45 153H46V155H45ZM82 153V152H81ZM86 153V154H87ZM99 153H101V151L99 152ZM103 153V152H102ZM117 152H115L114 153V155L116 154ZM140 153V152H139ZM139 153H137V154H139ZM165 153V152H164ZM210 153V152H209ZM11 154V153H10ZM79 154H80V151H79ZM104 154V153H103ZM109 154V153H108ZM113 154V153H112ZM120 154V153H119ZM122 154V153H121ZM183 154V153H182ZM194 154V153H193ZM212 154V153H211ZM227 154V153H226ZM33 155L35 156V153L33 152ZM37 155V154H36ZM74 155V156H73ZM85 155V154H84ZM101 155V154H100ZM122 155H124V153L122 154ZM127 155V154H126ZM125 155V156H126ZM129 155V154H128ZM139 155H142V154H139ZM153 155V154H152ZM179 155V154H178ZM210 155V154H209ZM213 155H214V153H213ZM212 155V156H213ZM222 156L221 157H224L225 156V154L223 153V154H221ZM224 155V156H223ZM118 157H119V155H117ZM143 156V155H142ZM187 156V155H186ZM208 156V155H207ZM232 156V155H231ZM236 156V155H235ZM235 156H232V157H234L235 159H236V157ZM263 157H264V155H262ZM8 159H9V161L10 162H12V164H13V160L14 159H20V155L19 154H17L16 152L13 154V155H7L6 156ZM23 157V156H22ZM87 157H90V158H88L87 159ZM132 157H133V155H132ZM185 156H183L182 158H184ZM188 157H190V156H188ZM191 157H192V155H191ZM202 157V156H201ZM200 157V158H201ZM204 157V156H203ZM218 157V156H217ZM120 158V157H119ZM119 158L116 160L115 159V161H118L119 160ZM131 158V157H130ZM135 158H138L137 157V155L135 156ZM162 158H163V156H162ZM167 158V157H166ZM166 158H164V159H166ZM206 158V160H207V158H209V157H205ZM204 158V159H205ZM211 158H214V157H211ZM22 159V158H21ZM87 159V161H85ZM145 159H146V157H145ZM178 159H180V158H178ZM184 159H186V158H184ZM231 159V158H230ZM25 160V159H24ZM108 160V159H107ZM106 160V161H107ZM112 160H114L113 159V157H112ZM124 160V159H123ZM135 160V159H134ZM137 160H139V158L137 159ZM137 160H135V161H137ZM162 160V159H161ZM166 160H168V159H166ZM183 160V159H182ZM186 160H188V158L186 159ZM192 160V159H191ZM190 160V161H191ZM201 160H202V158H201ZM214 160V159H213ZM217 160V159H216ZM215 160V161H216ZM220 160H222V159H220ZM1 161V160H0ZM20 161V160H19ZM18 161V162H19ZM83 161V162H82ZM135 161H133V162H135ZM140 161V160H139ZM139 161L136 163L135 162V164H137L138 165V163H139ZM164 161V160H163ZM190 161H187V162H190ZM194 161V160H193ZM204 161L205 160H203V163H204ZM20 162H22V161H20ZM80 162H82V163H80ZM93 162V161H92ZM96 162V161H95ZM104 162V161H103ZM107 162H110L109 160L107 161ZM141 162V161H140ZM159 162V161H158ZM218 162H219V160H218ZM232 162V161H231ZM234 162H235V160H234ZM142 163V162H141ZM147 163V162H146ZM145 163V164H146ZM182 163V162H181ZM220 163V162H219ZM221 163H224L223 162V160H222V162ZM228 163V162H227ZM15 164V163H14ZM13 164V165H14ZM107 164V163H106ZM134 164V163H133ZM143 164V163H142ZM150 164H152V163H150ZM184 164V163H183ZM194 164V163H193ZM206 164V163H205ZM216 164V163H215ZM237 164V163H236ZM18 164H16L15 166H17ZM116 165V164H115ZM153 165V164H152ZM170 165V164H169ZM187 165V164H186ZM186 165H184V166H186ZM191 165H192V163H191ZM202 165V164H201ZM200 165V166H201ZM204 165V164H203ZM262 165H263V163H262ZM49 166V165H48ZM133 166V165H132ZM139 166V165H138ZM149 166V165H148ZM183 166V167H184ZM198 166V165H197ZM208 166V165H207ZM218 166V165H217ZM7 167V166H6ZM11 167V166H10ZM51 167V166H50ZM62 167V168H61ZM117 167V166H116ZM127 167H129V166H127ZM134 167V166H133ZM152 167V166H151ZM155 167V166H154ZM171 167V166H170ZM179 167V166H178ZM181 167H182V165H181ZM182 167V168H183ZM188 167V166H187ZM202 167V166H201ZM219 167V166H218ZM261 167H263V166H261ZM53 168V167H52ZM126 168V167H125ZM132 168V167H131ZM130 168V169H131ZM137 166H136V168H134L133 170H137ZM140 168V167H139ZM141 168L143 169L144 167H142L141 166ZM145 168H147V167H145ZM156 168V167H155ZM180 168V167H179ZM186 168V167H185ZM204 168V167H203ZM207 168V167H206ZM210 168V167H209ZM221 168V167H220ZM222 168H224V167H222ZM221 168V169H222ZM1 169V168H0ZM12 169V168H11ZM38 169V168H37ZM40 169V170H41ZM115 169V168H114ZM150 169H154V168H150ZM157 169V168H156ZM201 169V168H200ZM4 170H5V168H4ZM3 170V171H4ZM132 170V171H133ZM144 170V169H143ZM146 170H148L149 171V169H146ZM155 170V169H154ZM159 170V169H158ZM157 170V171H158ZM184 170V169H183ZM191 170V169H190ZM199 170V169H198ZM207 170V169H206ZM216 170V169H215ZM219 170V169H218ZM223 170V169H222ZM235 170V169H234ZM263 170H264V168H263ZM112 171V170H111ZM131 171V174L134 172H132ZM145 171V170H144ZM209 171H211V170H209ZM217 171V170H216ZM221 171V170H220ZM227 171H228V169H227ZM237 171H239V170H237ZM247 171V170H246ZM12 172V171H11ZM137 172V171H136ZM145 172H147V171H145ZM144 172V173H145ZM150 172V171H149ZM156 172V171H155ZM4 173V172H3ZM3 173L1 172V174L3 175ZM45 173V172H44ZM142 173V172H141ZM140 173V174H141ZM156 173H158V172H156ZM198 173V172H197ZM206 173V172H205ZM247 173V172H246ZM127 174H129V173H127ZM134 174V173H133ZM132 174V175H133ZM139 174V173H138ZM137 174V175H138ZM151 174L153 175V173L151 172ZM150 174V175H151ZM221 174V173H220ZM226 174H228V173H226ZM238 174V173H237ZM241 174H242V172H241ZM245 174V173H244ZM249 174V173H248ZM2 175L0 176V177H2ZM5 175V174H4ZM131 175V176H132ZM148 175H149V173H148ZM207 175V174H206ZM224 175V174H223ZM243 175V174H242ZM258 175V174H257ZM55 176V175H54ZM214 176V175H213ZM219 176V175H218ZM221 177H222V175H220ZM219 176V177H220ZM235 177H236V175H234ZM245 176H247V174L245 175ZM57 177V176H56ZM87 177H91V178H95V179H103V182H104V184L102 185V187H101V191H102V193L104 194V195H108L107 193H108V190H107V188L109 187V190H110V195H111V197L113 198L114 197V199H113V201H111V200H106V199H104V197H103V199H104V201H103V203H94V201L92 202V201H88L87 199H86V201H88V202H86L85 201V203H86V205H87V209L85 208V210L84 211H81V212H77V210H79V208H80V201H79V199L82 197V195H84L85 193L86 194H88L89 192H85V191H87V187H88V184L87 183H85V181H87ZM136 177V176H135ZM138 177V176H137ZM141 177V176H140ZM150 177V176H149ZM218 177V178H219ZM240 177V176H239ZM238 176H237V180H238V178H239ZM248 177H250L249 175L245 178V179H248ZM133 178V177H132ZM146 178H148L147 176H146ZM157 178V177H156ZM155 178V179H156ZM161 178V177H160ZM167 178H171L170 176H168ZM216 178H217V176H216ZM233 178V177H232ZM13 179V178H12ZM54 179V178H53ZM95 179H94V182H96L95 181ZM100 179V180H101ZM141 179V178H140ZM151 179V177L150 178H148V181ZM181 179V178H180ZM221 179V178H220ZM229 179V178H228ZM99 180V181H100ZM117 180V181H118ZM130 180V179H129ZM133 180V179H132ZM166 180V179H165ZM168 180V179H167ZM175 180V179H174ZM179 180V179H178ZM182 180V179H181ZM198 180V179H197ZM208 180V179H207ZM235 180V179H234ZM0 181H1V179H0ZM14 181V180H13ZM53 181H55V186H58L57 184H56V178H55V180H53ZM109 182V186H107L106 187V182ZM121 181V180H120ZM141 180H139V182H140ZM152 181V180H151ZM158 181V180H157ZM216 181H218L219 182V180H216ZM215 180H213V182H216ZM231 181V180H230ZM92 182V181H91ZM129 182V181H128ZM142 182V181H141ZM140 182V183H141ZM154 182H155V180H154ZM169 181H167L166 183H165V185H164V187H166V184L168 183ZM97 183V182H96ZM95 183V184H96ZM121 183V182H120ZM149 183V182H148ZM147 183V184H148ZM158 183V182H157ZM228 183H229V181H228ZM124 184V183H123ZM146 184V185H147ZM196 184H197V182H196ZM201 184V183H200ZM219 184V183H218ZM221 184V183H220ZM219 184V185H220ZM231 184H234L233 182L231 183ZM1 185V184H0ZM51 185V184H50ZM49 185V187H51ZM108 185V184H107ZM132 185V184H131ZM150 185V184H149ZM151 185H153L152 183H151ZM163 185V184H162ZM199 185V184H198ZM206 185V184H205ZM211 186H213V184H210ZM229 185V184H228ZM55 186H52L53 188L55 187ZM65 186V187H64ZM98 186H100V185H98ZM121 186H123V185H121ZM145 186V185H144ZM155 186H156V184H155ZM174 186V185H173ZM180 186H181V184H180ZM210 186V187H211ZM216 186H218L217 184H216ZM25 187V188H24ZM91 187V186H90ZM124 187V186H123ZM122 187V191H123V188ZM160 187H162L163 188V186H160ZM183 187H184V185H183ZM208 187V186H207ZM213 187H215V186H213ZM59 188V187H58ZM89 188V187H88ZM96 188V186L94 187V189ZM142 188V187H141ZM145 188V187H144ZM153 188V187H152ZM151 188V186H150V190L152 189ZM229 188H230V186H229ZM9 189V190H8ZM27 189V188H26ZM48 189V188H47ZM46 189V190H47ZM50 189V188H49ZM48 189V190H49ZM93 189V190H94ZM118 189L120 190V192H118ZM146 189V188H145ZM145 189H143V190H145ZM163 189H165V188H163ZM172 189V188H171ZM170 189V190H171ZM184 189V188H183ZM30 190H28V193H30ZM53 190V189H52ZM56 190V189H55ZM98 190V189H97ZM96 190V191H97ZM127 190V189H126ZM136 193H138L139 192V190H141L140 189V187H139V190L138 191H136L135 189H133ZM132 190V191H133ZM166 190H167V193H168V191H169V189H167L166 188ZM165 190V191H166ZM176 190V189H175ZM203 190V189H202ZM201 190V191H202ZM218 190V189H217ZM224 190V189H223ZM99 191V190H98ZM100 191V192H101ZM147 191V190H146ZM174 191V190H173ZM190 191V190H189ZM188 191V192H189ZM44 192V191H43ZM43 192H42V194H43ZM49 192H51L50 190H49ZM127 192V191H126ZM141 192H142V190H141ZM170 193H171V191H169ZM178 192V191H177ZM205 192V191H204ZM207 192V191H206ZM125 193V192H124ZM133 193V192H132ZM140 193V192H139ZM160 193H162L161 192V188H160ZM184 193V192H183ZM185 193H187V192H185ZM208 193V192H207ZM213 193H214V191H213ZM227 193V192H226ZM225 193V194H226ZM23 194H25V193H23ZM41 194V195H42ZM96 194V193H95ZM145 194H146V192H145ZM147 194H148V192H147ZM163 194V193H162ZM189 194V193H188ZM192 194H193V192H192ZM196 194V193H195ZM206 194V193H205ZM28 195V194H27ZM97 195V194H96ZM98 195H100V194H98ZM136 195V194H135ZM174 195V194H173ZM185 195V194H184ZM191 195V194H190ZM204 195V194H203ZM231 195V194H230ZM20 196V195H19ZM22 196V195H21ZM20 196V197H21ZM43 196V195H42ZM52 196V197H53ZM80 196V197H79ZM93 196H95V195H93ZM103 196V195H102ZM127 195H126V193H125V197H126ZM136 196H139V194L138 195H136ZM147 196V195H146ZM193 196L194 195H192V199H195V198H193ZM198 196V195H197ZM226 196V195H225ZM232 196V195H231ZM13 197L15 198V200L13 199ZM25 197V196H24ZM27 197V196H26ZM25 197V198H26ZM39 197V198H38ZM84 197H86V196H84ZM91 198H92V196H90ZM89 197V198H90ZM124 197V198H125ZM171 197V196H170ZM214 197H216V196H214ZM83 198V197H82ZM95 198V197H94ZM101 198V197H100ZM107 198V197H106ZM136 198V197H135ZM138 198V197H137ZM140 198V197H139ZM145 198V197H144ZM169 198V197H168ZM187 198V196L185 197V199ZM198 198H202V197H198ZM213 198V197H212ZM234 198V197H233ZM53 199V198H52ZM131 199V198H130ZM173 199V198H172ZM25 200V199H24ZM83 200V199H82ZM81 200V201H82ZM90 200V199H89ZM93 200V199H92ZM94 200H96V199H94ZM129 200V199H128ZM133 200H134V198H133ZM201 201H203L202 199H200ZM26 201V200H25ZM101 201V202H102ZM107 201V202H106ZM137 201H139V203L141 202V199H138V200H136V202ZM173 201V200H172ZM176 201H177V199H176ZM189 201V200H188ZM192 201H194V200H192ZM206 201V200H205ZM27 202V201H26ZM97 202V201H96ZM110 202V203H109ZM143 202H146V201H143ZM143 202H141V203H143ZM178 202V201H177ZM195 202V201H194ZM194 202H192L193 204H194ZM200 202V201H199ZM84 203V202H83ZM82 203V205L83 206H86L85 205V203L83 204ZM138 203V202H137ZM157 203V202H156ZM181 203V202H180ZM183 203H184V201H183ZM201 203V202H200ZM159 204V203H158ZM172 204H173V202H172ZM110 205H112L113 206V208L115 209V211L113 212L114 214L112 215L110 212ZM136 205V204H135ZM140 205V204H139ZM180 205H182V203L180 204ZM82 206V207H83ZM149 206V205H148ZM163 205L161 204V207H162ZM175 206V205H174ZM178 206V205H177ZM57 207H58V205H57ZM60 207V206H59ZM81 207V208H82ZM132 207V206H131ZM143 207H146V206H142V207H140V211H141V209H142V211H144V210H146V209H148V207L145 209V208H143ZM157 207H158V205H157ZM156 207V208H157ZM84 208V207H83ZM150 208V207H149ZM165 208H167V207H165ZM164 208V209H165ZM225 208V207H224ZM6 209H8V208H6ZM60 209V208H59ZM164 209H163V211H164ZM185 209H187V207H185ZM193 209H195V208H193ZM218 209V208H217ZM2 210V209H1ZM5 210V209H4ZM81 210V209H80ZM79 210V211H80ZM157 210V209H156ZM169 210H170V208H169ZM172 210V209H171ZM192 210V209H191ZM76 211V212H75ZM133 211H136V209L135 210H133ZM149 211H151V210H149ZM194 211V210H193ZM197 211H199L198 210V208H197ZM201 211V210H200ZM204 211H206V209L204 210ZM207 211H208V208H207ZM1 212V211H0ZM3 212V211H2ZM1 212V213H2ZM138 212V211H137ZM161 212V211H160ZM7 213V212H6ZM156 213V212H155ZM225 213V212H224ZM11 214V213H10ZM9 214V215H10ZM133 214V213H132ZM143 214V213H142ZM149 214V213H148ZM141 215V214H140ZM140 215H139V217H140ZM150 216H151V212H150ZM153 216V215H152ZM11 217V216H10ZM142 217V216H141ZM156 217H158V216H156ZM127 218L128 219H130V221L129 220H127ZM3 219H4V217H2V215H0V223H2L3 222V224L5 223L4 221H3ZM6 219V218H5ZM8 219V218H7ZM143 219V218H142ZM139 220H140V218H139ZM146 220V219H145ZM8 221H10V220H8ZM12 221V220H11ZM15 220H13V222L15 223L16 222ZM145 222V221H144ZM152 222H154L155 223V221H152ZM8 223V222H7ZM19 223V224H20ZM142 224H144V223H142ZM146 224V223H145ZM144 224V226L146 227L147 225H145ZM152 223H150V226H152L151 225ZM6 225V224H5ZM8 225V224H7ZM6 225V226H7ZM22 225V224H21ZM20 225V227L21 228H23L22 226ZM26 225V224H25ZM141 225V224H140ZM139 225V226H140ZM154 225V227H156L155 226V224H153ZM10 226V225H9ZM149 226V225H148ZM15 227H17V226H15ZM19 226H18V228H20ZM17 228V229H18ZM141 228V227H140ZM151 228V227H150ZM159 228V227H158ZM157 228V229H158ZM7 229H9V228H7ZM11 229V228H10ZM9 229V230H10ZM14 229V228H13ZM16 229V228H15ZM139 229V228H138ZM148 228H146L145 230H147ZM20 230V229H19ZM151 230H152V228H151ZM150 230V231H151ZM15 231V230H14ZM142 231V230H141ZM148 231H149V229H148ZM149 231V232H150ZM158 231V230H157ZM10 232V231H9ZM17 232V231H16ZM21 232V231H20ZM139 232V231H138ZM144 233H145V231H143ZM137 233V232H136ZM144 233H142V234H144ZM160 233V232H159ZM130 234V233H129ZM148 234V233H147ZM145 235V234H144ZM151 235L153 236V233H151ZM155 235V234H154ZM157 235H158V233H157ZM166 235V234H165ZM10 236V235H9ZM15 236V237H16ZM143 236V235H142ZM11 237V236H10ZM13 237V236H12ZM152 238V237H151ZM163 238V237H162ZM5 239H6V237H5ZM14 239V238H13ZM12 239V240H13ZM17 239V240H18ZM136 239H138V238H136ZM150 239V238H149ZM169 239V238H168ZM15 240V239H14ZM129 239H127V241H128ZM131 240V239H130ZM129 240V241H130ZM133 240V239H132ZM141 240H144L143 238H141ZM151 240V239H150ZM170 240V239H169ZM168 240V241H169ZM149 241V240H148ZM17 242V241H16ZM15 242V243H16ZM133 242V241H132ZM140 242V241H139ZM151 242V241H150ZM165 242H167L166 240H165ZM15 243H13V244H15ZM120 244L121 246H116V244ZM128 243V242H127ZM131 243V242H130ZM141 243V242H140ZM142 243H143V241H142ZM141 243V244H142ZM145 243H148L147 242V239H146V241H145ZM12 244V243H11ZM18 244V242L16 243V245ZM134 244V243H133ZM140 244V245H141ZM144 244V243H143ZM143 244H142V246H143ZM10 245V244H9ZM37 245H35L34 246V249H36L35 247L37 246ZM124 245V246H123ZM15 246V245H14ZM24 246H23V248H24ZM37 246V247H38ZM145 246V245H144ZM163 246H165V245H163ZM13 247V245L11 246V248ZM54 247H53V249H51L50 251H51V254L50 255H47V252L49 251L48 249H46V250H48L47 252H46V255H45V257H42L43 255H42V253H41V255L39 256V257H36L37 256V253L38 252H34L35 253V257H34V262H29V263H26V260L25 259H22V257H21V259L20 260H25L24 261V263L22 262V264H54V262H57L58 261V259H59V252L57 251V250H59V249H57L56 250V252L54 251L55 249H54ZM131 247V246H130ZM7 248V247H6ZM134 248V247H133ZM144 248V247H143ZM166 248V247H165ZM184 247H182V249H183ZM27 249V248H26ZM38 249V248H37ZM135 249H136V247H135ZM153 249V248H152ZM169 249H171V247L169 248ZM12 250V249H11ZM94 250H96L97 251V253H94ZM155 250H157V249H155ZM17 251V250H16ZM20 251V250H19ZM33 251V250H32ZM45 250H43V252H44ZM134 251V250H133ZM166 251V250H165ZM177 251V250H176ZM185 252H186V250H184ZM184 251H182V252H184ZM10 252H12V251H10ZM42 252V251H41ZM136 252V251H135ZM148 252V251H147ZM3 253H4V251H3ZM14 253V252H13ZM17 253V252H16ZM21 253V252H20ZM50 253V252H49ZM160 253V252H159ZM8 254V253H7ZM44 254H45V252H44ZM148 254H149V252H148ZM158 254V253H157ZM162 254V253H161ZM187 254V253H186ZM188 254H189V252H188ZM16 255V254H15ZM14 255V256H15ZM25 255V254H24ZM135 255V254H134ZM149 255H151V254H149ZM190 255H191V253H190ZM13 256V255H12ZM11 256V257H12ZM17 256V255H16ZM30 256V255H29ZM131 257L133 256V254H131L130 255ZM19 257V255L17 256V258ZM152 257H153V255H152ZM156 257V256H155ZM161 257V256H160ZM2 258V257H1ZM26 258V257H25ZM133 258V257H132ZM117 259V258H116ZM19 260V259H18ZM62 260H63V258H62ZM74 260V259H73ZM76 260V261H77ZM130 260V259H129ZM12 261V260H11ZM28 261H30V260H28ZM77 261V262H78ZM121 261H122V259H121ZM124 261H126V260H124ZM134 261V260H133ZM149 262H151L152 263V261H150V260H148ZM59 262V261H58ZM123 262V261H122ZM8 263H9V261H8ZM63 263V262H62ZM115 263V262H114ZM113 263V264H114ZM133 263H135V262H133ZM137 263V262H136ZM10 264V263H9ZM20 264H21V261H20ZM116 264H117V262H116ZM129 264V263H128ZM199 264V263H198Z\"/></svg>",
	"mask_w": 264,
	"mask_h": 264
},
{
	"label": "crops",
	"instance_id": "crops-1",
	"mask_svg": "<svg viewBox=\"0 0 264 264\" xmlns=\"http://www.w3.org/2000/svg\"><path fill=\"white\" fill-rule=\"evenodd\" d=\"M237 134V133H236Z\"/></svg>",
	"mask_w": 264,
	"mask_h": 264
}]
</instances>
